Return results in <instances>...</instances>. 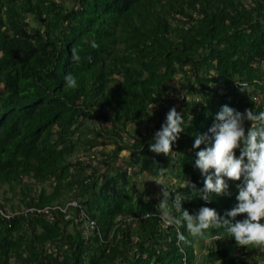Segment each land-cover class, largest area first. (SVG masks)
I'll return each mask as SVG.
<instances>
[{
	"label": "trees",
	"instance_id": "1",
	"mask_svg": "<svg viewBox=\"0 0 264 264\" xmlns=\"http://www.w3.org/2000/svg\"><path fill=\"white\" fill-rule=\"evenodd\" d=\"M225 105L264 111V0H0V206L19 213L0 217V264L264 263L224 228L204 240L164 225L162 193L140 179L169 176V204L180 193L190 214L231 220L242 181L211 203L187 188L204 187L193 145ZM172 107L186 125L173 159L149 150ZM72 200L66 215L23 213Z\"/></svg>",
	"mask_w": 264,
	"mask_h": 264
},
{
	"label": "clouds",
	"instance_id": "2",
	"mask_svg": "<svg viewBox=\"0 0 264 264\" xmlns=\"http://www.w3.org/2000/svg\"><path fill=\"white\" fill-rule=\"evenodd\" d=\"M91 46L98 47L95 42ZM72 59L74 62L81 59L75 47L72 49ZM87 59L89 62L92 60L91 56ZM64 79L66 89L78 88L77 78L72 73H68ZM216 120L218 122L209 129L210 135H198L193 145L200 149L196 153L198 159L195 164L204 176V187L197 189L195 184L187 181V188L192 189V196L211 203L213 194H230L228 180L242 181L238 185L236 197L239 203L226 213V217L232 219L222 218L215 209L209 207H201L195 214H190L182 208V202L189 197L180 193H176L174 203L169 204L171 193L163 185V200L159 205L161 220L166 226L186 227L191 235L200 239L215 238L208 230L224 228L237 246L264 247V111L255 113L246 110L241 113L225 105ZM245 121L251 122L250 128H245ZM185 126L181 113L172 107L161 130L155 133L149 150L157 155L175 158L177 152L173 146L185 131ZM202 145L205 147L201 148ZM237 150L240 151L239 157L235 154ZM166 171L159 167L160 175ZM170 206L175 208L178 216L172 214ZM241 215L246 218L237 220ZM179 239L183 240L184 237L180 235Z\"/></svg>",
	"mask_w": 264,
	"mask_h": 264
},
{
	"label": "rangeland",
	"instance_id": "3",
	"mask_svg": "<svg viewBox=\"0 0 264 264\" xmlns=\"http://www.w3.org/2000/svg\"><path fill=\"white\" fill-rule=\"evenodd\" d=\"M118 84L114 83L111 84L109 86V88H114L116 87ZM198 99V98H196ZM101 144L104 145V147L102 148V153H106L107 150H112L114 147L113 145L109 144L108 141H106L105 139H101ZM128 155V153H122L121 156H126ZM142 179V183L145 182H151V184L148 185L149 190L153 193V197L157 200L159 197V194L163 192L164 190V186L165 187H169V185H171L172 183H174L175 181H172V178L167 176V177H163V178H155L152 174L146 173L145 175L141 176ZM161 184V185H160ZM142 185V184H141ZM164 185V186H163ZM253 261L255 264H264L263 262H258V260H256L255 258H253Z\"/></svg>",
	"mask_w": 264,
	"mask_h": 264
},
{
	"label": "built area",
	"instance_id": "4",
	"mask_svg": "<svg viewBox=\"0 0 264 264\" xmlns=\"http://www.w3.org/2000/svg\"><path fill=\"white\" fill-rule=\"evenodd\" d=\"M69 208L79 209L80 206L77 203V201L72 200L67 203L66 207H49V206L42 207V208L31 207V208L24 209L23 213L28 214L31 212H36L37 214L46 215L48 218H51L53 215V212H56V211L66 215ZM16 214H19V213H14V212L11 213L3 209L2 207H0V217L10 220ZM87 221L90 222L92 226H95V223L93 221L89 220L88 218H87Z\"/></svg>",
	"mask_w": 264,
	"mask_h": 264
}]
</instances>
